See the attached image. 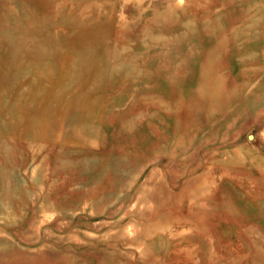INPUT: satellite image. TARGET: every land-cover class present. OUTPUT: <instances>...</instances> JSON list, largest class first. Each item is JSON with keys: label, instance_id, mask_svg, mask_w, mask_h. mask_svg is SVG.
I'll return each mask as SVG.
<instances>
[{"label": "rangeland", "instance_id": "rangeland-1", "mask_svg": "<svg viewBox=\"0 0 264 264\" xmlns=\"http://www.w3.org/2000/svg\"><path fill=\"white\" fill-rule=\"evenodd\" d=\"M79 27L107 44L95 136L34 140L11 57L49 33L74 95ZM263 97L264 0H0V264H264Z\"/></svg>", "mask_w": 264, "mask_h": 264}, {"label": "bare ground", "instance_id": "bare-ground-1", "mask_svg": "<svg viewBox=\"0 0 264 264\" xmlns=\"http://www.w3.org/2000/svg\"><path fill=\"white\" fill-rule=\"evenodd\" d=\"M46 12L50 13V10H48ZM105 16H107V15H105ZM95 23H96V21H95ZM60 27H62V26H60ZM70 30H72L70 32V35L72 34V36H73V42L76 39H81L80 45L77 46V51L75 52V54H76L75 56H78V57L82 56L81 53L84 51H87L88 56L90 57V60L88 62L89 66L83 67V68H85V70H84V81H83V83H81L80 86H78V87L76 86L77 90L74 93V95H70L71 92L69 93L67 91V92H64V94L62 95L61 98L56 97L57 96L56 95V89L58 91H60L58 88L59 83L57 82L58 64L59 63H56V58L58 55V53H57L58 44L54 40L55 38L52 37L49 33L47 36H45V34H43L41 31H38L35 33L31 32L28 34L29 37L30 36L33 37V40H31V42L28 40L25 43V45H24L25 48L20 51L22 54H20V52H19L18 54H15L11 57V63H9V66L7 69L8 70L7 76L11 77V80L13 81V92H15L18 89V87H20L23 83H25L27 81L30 82V80L33 81V82H30L31 83L30 91L28 93V97L26 98L27 104L23 105V108H24L25 113H26L25 117H27V119H26V133H28V135L30 137H33L34 140L41 138V137H38V135L35 133H34V135H32L33 132H32L31 127H33V126H44V127L46 126L47 129L44 130V132H45V131H48L49 129H51L52 127L59 128L60 125L64 126L62 124L65 123L66 120H68V122H66V123H67V126L69 127V130H68V133L66 134V137L62 138L63 142H69V143H74V142L76 143L77 142L80 145H85L89 138H92V136H95V133L91 127V124H92V121H94V118L97 115L96 113L99 110L98 104L95 103V101L98 100V98L93 96L95 93V92L93 93L94 90H92V89L88 90L87 85L90 81L92 82L96 77H98L100 74H102L106 70L105 59H106L107 54L105 52V49L107 47L106 46L107 44L106 45L104 44V42L102 40V35H100L99 33H96L93 30V28H88V27L81 28V27H79V28H74V29L72 28ZM103 30H104V28H103ZM69 49H71V48L69 47ZM249 55H247V56H249ZM22 58L26 59L27 63H19V60ZM44 59L46 62H44ZM76 61L79 63L80 62L79 58H77ZM78 63H76L75 68H79L80 65H78ZM67 70H69V67ZM255 70H256V68H255ZM248 71H251V70H248ZM74 73H75V71H74ZM251 73H253V72H251ZM22 80H24V81L22 82ZM218 86H220V85H218ZM242 92H244V91H242ZM102 96H103V94H102ZM92 97H95L94 101H93ZM49 101L54 102L55 106L51 107L49 105ZM104 102H105V100H104ZM249 102H251V101H249ZM101 104H103V103H101ZM249 104H251V103H249ZM226 107H227V105H226ZM224 111H225V109H224ZM99 114H100V111H99ZM54 124H57V125L53 126ZM64 127H66V126H64ZM100 129H101V127H100ZM60 130L61 129H59V131ZM51 132H53V131H51ZM100 133H101V131H100ZM48 138H50V136ZM97 145H99V144H97ZM229 149H230V147H229ZM170 154H171V152H170ZM237 157H238V155H237ZM210 177H211V175H210ZM208 180H211V179H208ZM199 182H200V180H199ZM201 217H202V215H201Z\"/></svg>", "mask_w": 264, "mask_h": 264}]
</instances>
